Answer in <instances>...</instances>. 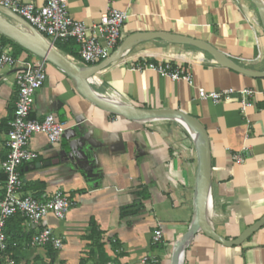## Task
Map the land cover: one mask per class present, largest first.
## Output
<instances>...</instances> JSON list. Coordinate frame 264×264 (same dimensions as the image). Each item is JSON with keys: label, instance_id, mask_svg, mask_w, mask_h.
<instances>
[{"label": "crops", "instance_id": "1", "mask_svg": "<svg viewBox=\"0 0 264 264\" xmlns=\"http://www.w3.org/2000/svg\"><path fill=\"white\" fill-rule=\"evenodd\" d=\"M111 9L129 14L121 44L139 33L180 35L210 44L248 70L264 72V28L249 0H68L70 16L88 26L98 24ZM5 46L18 59L35 58L12 43ZM57 49L74 64L89 67L80 61L75 42ZM150 61L182 66L193 85L155 71L133 70ZM46 72L30 118L56 115L66 131L56 145L44 135L33 136L30 147L39 158L20 168L24 194L46 198L63 191L73 205L65 221L48 217L43 224L64 243L52 257L50 249L29 247L33 231L23 218L9 221L10 238L20 233L14 251L18 263L81 264L84 259L97 264L87 238L93 220L111 260L107 264H172L174 246L188 232L195 213L199 161L193 139L175 121L111 114L85 99L77 82L54 65L47 63ZM95 78L97 93L120 95L115 103L182 111L201 123L211 149L209 219L218 235L234 241L264 217V103L258 101L243 116L239 94L218 104L199 97V89L264 92V78L237 73L196 48L161 39L136 44ZM17 95L15 70H0V199L6 180L5 140ZM234 154H242L244 163L236 164ZM160 225L163 243L155 247L152 237ZM181 264H264V225L235 247H224L199 232L185 246Z\"/></svg>", "mask_w": 264, "mask_h": 264}, {"label": "built area", "instance_id": "2", "mask_svg": "<svg viewBox=\"0 0 264 264\" xmlns=\"http://www.w3.org/2000/svg\"><path fill=\"white\" fill-rule=\"evenodd\" d=\"M41 2V5H37L33 0H0V8L24 20L54 47L58 43L75 42L79 46L80 61L87 66L99 65L120 47L121 30L129 19L126 11L111 9L102 15L98 24L88 26L70 16L68 0H41ZM34 57V60L15 58L6 49L0 36V70H15L18 90L13 117L5 140L7 154L2 165L6 180L4 193L0 199V264H19L12 250L18 245L14 243L11 246V238L7 234L9 221L17 216L23 218L33 231L28 243L29 247L61 251L64 247L62 238L55 234L52 227L43 224L48 217L65 221L73 205L71 196L63 191H57L46 198L24 194L25 184L20 168L39 158V154L30 147L33 136L44 135L51 145H56L61 142L66 131L65 123L56 115L48 114L42 119L30 118L36 94L47 80V62ZM133 70L155 71L161 77L174 81L182 80L193 85L192 76L185 72L182 66L174 65L171 61L139 63ZM94 84H98L96 78L91 83ZM234 94L242 97L240 113L243 116H246V110L256 105L258 101L264 103V92L254 89L231 88L210 93L199 89L200 99L209 100L214 104L228 101ZM107 95L110 97H103L120 102V95L115 91ZM233 160L236 164H242L244 156L234 154ZM163 238L164 232L160 225L153 234L152 245L158 247L163 243Z\"/></svg>", "mask_w": 264, "mask_h": 264}, {"label": "water", "instance_id": "3", "mask_svg": "<svg viewBox=\"0 0 264 264\" xmlns=\"http://www.w3.org/2000/svg\"><path fill=\"white\" fill-rule=\"evenodd\" d=\"M249 1L255 6L264 28V3L261 0ZM7 14L12 15L23 22L31 29L32 33H26L25 31L8 22L2 16ZM0 35L13 41L15 44L19 45L39 59L44 60L45 62L60 69L65 75L77 82V90L85 99L111 114L119 115L130 120L141 121L171 120L177 122L178 119L184 120V128L194 140L196 145L199 161V172L195 201V213L190 228L187 232V235L190 234V238L184 241L183 252L185 246L199 232H202L204 235L224 247H235L243 244L249 237L259 231L264 225L263 217L257 223L246 229L234 241L225 240L213 229L209 219L212 212V208H209V201L211 199L212 191L211 149L207 132L198 120L190 117L188 114L182 111L144 110L121 103H115L111 100L103 98V96L101 97V95H99L91 85L92 81L100 71L110 67L113 63L122 60L126 56L127 52H129L136 44L158 39L164 40L171 44L185 45L196 48L197 50L211 56L219 65L246 76L253 78H264V72L251 71L242 67L240 64L227 57L206 42L180 35H170L165 33L134 34L128 37L108 59L99 65L80 67L68 60L56 47H54L44 37L38 34L36 30L28 23L3 8H0ZM39 166L40 165H37V167Z\"/></svg>", "mask_w": 264, "mask_h": 264}, {"label": "trees", "instance_id": "4", "mask_svg": "<svg viewBox=\"0 0 264 264\" xmlns=\"http://www.w3.org/2000/svg\"><path fill=\"white\" fill-rule=\"evenodd\" d=\"M0 36L2 37L4 44L12 43L13 45L17 46L21 51L28 52L25 49H23L22 47H20L19 45L15 44L13 41L7 39L6 37H4L2 35H0ZM70 43H71V41L67 44L58 43L56 45V47L60 48L64 45H68ZM12 55L15 58L17 57V54L13 53ZM122 214H124V210H123ZM17 217H20V216H17ZM22 221H23V219H20V222H22ZM89 227H90L91 233L87 238L90 241H92V243H93L89 254L92 256L94 253H97V258H98L97 264H107L111 260L104 250V245L102 244V233L99 231L98 226L96 225L95 221H93V220L90 222ZM7 234L9 236H11L9 230H7ZM19 236H20V233H15L13 235V237H11V246H12V244L16 243V241H18V239L20 238ZM49 249H50V256L52 257L54 250L51 248H49ZM12 250L15 251V248H13ZM87 262H88L87 260H84V259L81 260V264H86ZM42 264H53V261L51 260L48 263H42Z\"/></svg>", "mask_w": 264, "mask_h": 264}, {"label": "bare ground", "instance_id": "5", "mask_svg": "<svg viewBox=\"0 0 264 264\" xmlns=\"http://www.w3.org/2000/svg\"><path fill=\"white\" fill-rule=\"evenodd\" d=\"M3 18H5L8 22L15 25L19 29L25 31L26 33H32L31 29L27 27L23 22H21L19 19L13 17L12 15H2ZM102 97V96H101ZM104 98V97H103ZM177 122L181 124L184 127V120L178 119ZM198 143V142H197ZM199 144V143H198ZM190 238V234L187 235V233L179 240V242L174 246V255L172 258V264H181L182 261V255H183V245L184 241Z\"/></svg>", "mask_w": 264, "mask_h": 264}, {"label": "rangeland", "instance_id": "6", "mask_svg": "<svg viewBox=\"0 0 264 264\" xmlns=\"http://www.w3.org/2000/svg\"><path fill=\"white\" fill-rule=\"evenodd\" d=\"M96 255H97V253H96ZM97 261H98V258H97ZM97 263V262H96ZM93 264H95L94 262H93Z\"/></svg>", "mask_w": 264, "mask_h": 264}]
</instances>
